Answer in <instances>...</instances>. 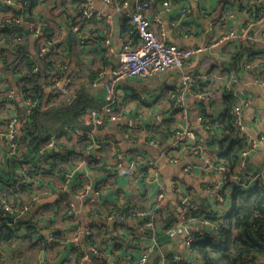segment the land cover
<instances>
[{
  "label": "crops",
  "instance_id": "obj_1",
  "mask_svg": "<svg viewBox=\"0 0 264 264\" xmlns=\"http://www.w3.org/2000/svg\"><path fill=\"white\" fill-rule=\"evenodd\" d=\"M128 1L132 7L136 0ZM224 1L203 0L200 6L197 0H173L164 8L160 4L161 0H154L148 10L149 16L159 14L168 28L171 23L178 24L167 34L168 42L186 48L205 47L206 50L190 59L183 70L172 69L149 78H128L117 82L112 104L123 118L117 123L108 122L95 129L86 123L90 121V117L85 115L84 109L99 107L108 100L105 84L110 81L111 72L117 65L120 48L133 35L132 26L125 21V12L115 11L99 0H93L97 9L113 16V50L108 53L102 46L106 30L99 19L85 21L83 30L88 36L85 45L81 46L75 40L76 35L69 27V20L76 19L74 0H35L33 7L23 11V21L19 25L21 31L14 33V41L28 42L32 51L35 48L37 50L41 44L46 46V52L50 53L49 58L56 63L51 71L71 79V92L52 103L69 104L74 94H82L84 100L81 102L84 101V104L78 106L81 114L74 126L88 132L90 136L88 139L76 140L63 132L56 135L58 148H49L46 152L53 156L54 166L35 174L32 185L23 192L14 188L13 182L15 177H19L20 168L31 165L37 150L31 153V146L26 141L20 142L21 151L17 158L8 160L5 147L0 145V202L27 209L25 215L16 223L5 225L8 229L0 241V264H81L73 247L75 236L78 237L77 244L86 253L88 246L92 244L106 250L105 257L94 256L88 252L89 258L84 264H121L126 254L133 249V242H130L129 237L133 234L132 225L135 223L107 219V211L111 208L122 210L129 207L158 206L176 220L180 213L190 216L192 209L223 214L231 208L233 178L226 179L227 183L222 188L224 191L221 193L219 190L218 200L211 201L204 193V185L223 182L222 173L210 168L208 162H216L217 156L229 146V137L226 136L228 129L224 123L228 121V113L238 99H248L243 110L246 131L251 135H264V88L253 84L255 75L264 70V63L257 59V52L263 46L258 32L253 43L244 45L242 41L226 36L229 28L240 29L241 24H233L234 20H229L224 26H217L215 29L208 27V17L200 12L202 7L209 12L210 18H214L221 8L232 7L236 9L235 16L240 20L244 16L240 11L241 3L252 0H234V4L239 7L226 5ZM0 4H3V0H0ZM17 4H20L19 0H15L14 5L9 8L11 12L18 11ZM182 6L192 8V12L186 17L180 14L179 9ZM9 9L0 12V18ZM34 25H40L43 40L32 36ZM3 26L0 20V28ZM184 33H189L190 38H183ZM12 51V46L0 33V92L16 87L18 76L6 67L2 59ZM247 56H250V69L243 67ZM181 71L197 74L200 78L198 86L181 92ZM229 73L238 78L234 91L230 94L227 93L225 84ZM40 85L42 96L47 98L50 92L46 82L42 80ZM168 91H176V95L180 91L183 103L180 109L185 110L184 115L182 110L175 109L168 97L163 95ZM197 92L205 93L209 99L195 97ZM52 103L47 106L53 105ZM23 111V103L17 97L0 100V113L3 115L23 116ZM203 115L211 120L209 127L200 122L199 117ZM134 121L144 128L152 122H159L156 125V145L150 144L143 134L133 135L128 130L127 126ZM180 129L193 131L196 140L187 138L172 152L177 161L169 163L163 159L162 152L172 151L170 144L174 140L175 132ZM196 141H200L201 145H197ZM58 152L59 157L56 159L54 155ZM116 154L122 157L121 168L107 170L106 167L116 164ZM172 154L170 155L173 156ZM35 160L34 157L33 161ZM148 161L155 162V167L150 168ZM262 166L264 141L249 157L246 171L253 172ZM187 167L190 170H185ZM126 169H131L134 175L124 173ZM68 171H72V178L66 188L60 189ZM139 172H142L141 176H138ZM155 178H158L157 181ZM161 181L164 182V189L163 197L159 199L157 184ZM87 187L90 193L99 189L93 206L88 203L81 205L78 200L79 193ZM5 195L7 198H4ZM84 200L88 202L85 198ZM69 203H74L80 210L79 222H74L65 215ZM93 212L97 215L93 217L94 221L102 230L112 234L109 241H104L95 231L88 242L92 240V243L86 244L87 239L80 234L81 229L90 223L89 214ZM203 216L204 214L194 217L191 221L189 227L193 231L203 229L202 223L205 220H200ZM4 218L0 224L7 221L5 215ZM161 230L162 227L158 226L157 231ZM49 231L56 234V241L43 245ZM162 238L164 242L151 254L148 264H156L161 253H185V234ZM116 244L121 246L115 247ZM263 263L264 258H258L250 264Z\"/></svg>",
  "mask_w": 264,
  "mask_h": 264
},
{
  "label": "built area",
  "instance_id": "obj_2",
  "mask_svg": "<svg viewBox=\"0 0 264 264\" xmlns=\"http://www.w3.org/2000/svg\"><path fill=\"white\" fill-rule=\"evenodd\" d=\"M102 4L108 5L115 11L122 10L125 12V19L127 23L132 26L133 35L131 38L122 45L118 55L117 65L111 72L110 81L105 84L108 100L99 107H86L84 109L85 115L90 117V121H86L87 124H91L92 128L95 129L97 126L106 125L108 122L117 123L123 117L116 110L115 106L112 104V95L114 91V86L117 82L125 80L128 78H146L152 77L154 75L166 73L172 69L183 70L187 62L193 57H197L199 54L204 53L205 47L198 48H186L166 40V36L169 31L177 23H171L170 27L164 25L163 21L160 19V15L149 16L148 10L153 4L154 0H136L132 7L128 0H122L121 2H116L114 0H99ZM173 0H161V6L167 8ZM200 6L203 0H197ZM253 1V2H252ZM250 2L245 1L241 3V10L244 13L243 19H238L235 15L236 9L231 8H221L214 18H210L209 12L202 7V14L208 17V27L210 29H215L217 26H224L229 20H234L232 23L235 25L241 24L239 30H228L227 37H234L238 41H242L244 45H249L253 43L256 37H254L257 32L260 35L263 46L261 50L257 52V59L264 63V0H252ZM252 2V3H251ZM15 0H3V4H0V12L7 11L11 6H13ZM197 4V2H196ZM226 5H237L234 4V0H225ZM239 7V6H238ZM18 11L6 13L0 20L3 25H9L10 27H18L23 21V11L24 3L20 2L17 4ZM74 10L76 19L69 20L70 30L77 36V41L79 45L83 46L88 41V36L83 30V25L85 21H89L91 18L99 19L104 23L105 26V37L102 41V46L105 52H112L111 38L113 32L111 30V23L113 16L110 13L102 12L95 7L93 0H76L74 3ZM180 14L186 17L192 12L190 6H182L179 9ZM238 12V11H237ZM40 25H34L31 31L32 36L43 40L41 37ZM183 38H190L189 33H184ZM40 52L46 50V46L41 44L39 47ZM250 56L245 58L243 67L245 69H250V63L248 60ZM256 60V59H255ZM264 67V65H263ZM264 69V68H263ZM262 69V70H263ZM36 70V67H35ZM18 78L22 77V72L16 73ZM253 80V84L259 85L264 88V70L259 71ZM48 86L51 103L53 100H58L69 94L71 88L70 77H61L56 75V73L51 72L44 80ZM228 81V82H227ZM226 81V86L228 89V94L234 91V84L238 82V78L232 73L228 74V80ZM181 82L182 91H190L194 87L198 86L200 83V78L197 74L182 72L181 71ZM176 92V91H175ZM174 91H168L166 95L168 99L172 102V105L177 110H182L184 115L185 110L180 109L183 107L181 101L180 91L176 95ZM21 99L23 103L24 114L23 116H18L16 114H1L0 113V145H3L6 150V156L8 158H17L21 151L20 136L22 129L26 126L27 122L30 120L32 113L36 109H40L42 104L38 99L32 98L30 96L26 97L20 90L9 89L0 92V100L2 99ZM195 97L199 99L208 100L209 97L205 93L197 92ZM248 99H238L231 108L229 113L232 127L234 129V138L245 144V147L241 150L237 163L235 164L233 172L231 169L222 164L208 162L210 168L218 170L223 175V182L221 184L204 185L203 191L211 201H216L220 197V192L225 185L226 179L233 178L234 184L242 189H250L257 184L264 185V166L253 172L246 171V165L249 157L259 149L260 144L264 141V135H251L246 131V125L244 121V106L247 104ZM53 104V103H52ZM125 116V115H124ZM126 117V116H125ZM200 122L209 127L210 119L205 115L199 117ZM91 122V123H90ZM159 122H152L147 128H144L139 122L134 121L132 124L128 125V130L134 134H143L150 144H157L156 138V125ZM58 132H63L66 136L73 137L76 140L88 139L90 134L83 131L77 127L68 124H59L58 129L50 136L47 143L39 146L37 149L31 150V153L35 152V161L31 160V165L24 166L18 170L19 177L14 179V188L22 190L29 189L33 183L34 175L39 174L42 170L51 169L54 166L53 156L48 155L46 152L49 148H58L55 137ZM155 137V138H154ZM174 140L170 144V149L172 151H163V159L169 163H175L176 157L172 152L185 142L187 138L196 140L195 134L191 130H177L174 134ZM154 138V139H153ZM197 145H201L200 141H196ZM230 143V142H229ZM172 154L173 156H171ZM9 160V159H8ZM116 164L112 167H106L107 170L121 168V155H115ZM147 164L150 168L155 167V162L148 161ZM185 170H190V167L185 168ZM124 173L129 175H134L131 169L124 170ZM72 171L66 172L63 178V184L60 185V189H64L68 186V182L72 178ZM142 172H139L138 176H141ZM158 178H155L157 181ZM174 182L171 183L173 188ZM158 192L157 198L161 199L163 197L164 182H158L157 184ZM99 189L94 190L93 193L89 192L87 187L85 190L79 193V201L81 205L88 203L93 206L97 201V194ZM84 198L86 199L85 202ZM2 209L4 215L8 218L6 222H2L1 226L6 224L10 225V222L16 223L21 219L26 212V208H21L12 205L11 203L3 202ZM191 214V212H190ZM65 215L69 217L74 222H79L80 210L76 208L74 203H69L65 210ZM88 216V215H87ZM107 219L116 220L120 223L131 222L135 223L133 226V234L130 235V239L133 237V249L130 253L126 254L124 261L121 264H148L150 256L158 248V241L156 240L157 228L162 227V221L165 219L166 214L158 206L153 207H129L125 209H114L111 208L107 211ZM90 223H87L83 229H81L80 234L84 238L90 237L95 231L102 236L103 240L109 241L112 234L108 231L102 230V228L94 221V215H90ZM194 220L193 215L187 216L185 213H180L174 224L162 228V232L173 238L179 233L185 234L184 238V254H171L170 261L173 264H202L201 257L197 255L191 248V243L194 240L207 238H219L218 229L219 223L214 221H204L202 223L203 229L200 231H193L191 227V221ZM191 229V232H188ZM203 237V238H202ZM56 241V234L53 231H49L46 239H44L45 244H53ZM75 243L74 250L77 253L78 258H80V263L84 264L87 262L88 252L94 256H107L105 249H99L96 245H89L88 252L82 251V247L77 244L78 237H73ZM167 254L161 253L156 264H167ZM97 264V263H96ZM264 264V263H263Z\"/></svg>",
  "mask_w": 264,
  "mask_h": 264
},
{
  "label": "trees",
  "instance_id": "obj_3",
  "mask_svg": "<svg viewBox=\"0 0 264 264\" xmlns=\"http://www.w3.org/2000/svg\"><path fill=\"white\" fill-rule=\"evenodd\" d=\"M19 1L24 3V11L26 8L30 9L35 5V0ZM20 31L19 26L17 28L10 27L7 24L0 28L1 35L12 46L13 50L10 55H5L2 59L14 75L22 72V77L18 78L15 89L20 90L26 97L38 99L44 106L32 113L20 136V142L26 141L29 147L31 146L34 150L48 142L50 135L58 129L59 124L72 125L78 122L81 114V108L78 106L84 104V101L81 102L84 98L82 94H78V96L74 94V98L69 104L60 103L47 106L48 103H51V95L47 98L42 96L40 82L44 81L52 72L51 70L54 69L56 63L49 58L50 53L46 50L40 52L39 47H37V50L35 48L32 51L28 42L14 41V33H20ZM41 37H44L43 33ZM226 98L231 100L230 97ZM227 118L228 121L224 124L228 129L226 136L229 137L230 143L228 148L217 156L214 163L233 169L245 144L234 138V129L229 113ZM58 133L61 134L62 132ZM58 154L59 152L54 155L56 159L59 157ZM223 191L224 189L220 190L221 193ZM4 198L7 196L5 195ZM230 200L231 208L223 214L190 210L193 217L204 214L203 219L200 220L219 223V238L202 237L203 239L194 240L191 243L192 250L201 257L202 264H250L258 258H264V185L258 183L257 186L245 190L233 183ZM2 205L3 202H0V221L5 219ZM164 214L166 216L162 221V228L176 222L171 214L167 212ZM90 215L97 217L94 212ZM7 229V226L0 227V241L3 235L7 234ZM162 237L168 238L162 231H158L156 240L159 245L164 242ZM85 239H87L86 244L92 243V240L88 243L90 237ZM129 240L132 242L134 238H129ZM119 246L121 244L115 245V247ZM81 249L84 250L83 247ZM170 256L171 254H167V264H173L169 262ZM102 264L106 263L102 262Z\"/></svg>",
  "mask_w": 264,
  "mask_h": 264
},
{
  "label": "water",
  "instance_id": "obj_4",
  "mask_svg": "<svg viewBox=\"0 0 264 264\" xmlns=\"http://www.w3.org/2000/svg\"><path fill=\"white\" fill-rule=\"evenodd\" d=\"M75 40H77L76 36H75ZM188 232H191V229H188Z\"/></svg>",
  "mask_w": 264,
  "mask_h": 264
},
{
  "label": "rangeland",
  "instance_id": "obj_5",
  "mask_svg": "<svg viewBox=\"0 0 264 264\" xmlns=\"http://www.w3.org/2000/svg\"><path fill=\"white\" fill-rule=\"evenodd\" d=\"M158 246H159V243H158Z\"/></svg>",
  "mask_w": 264,
  "mask_h": 264
}]
</instances>
